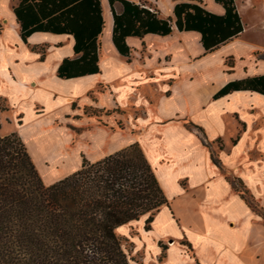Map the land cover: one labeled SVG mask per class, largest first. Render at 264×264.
<instances>
[{
	"label": "crops",
	"instance_id": "0c3cea01",
	"mask_svg": "<svg viewBox=\"0 0 264 264\" xmlns=\"http://www.w3.org/2000/svg\"><path fill=\"white\" fill-rule=\"evenodd\" d=\"M100 1L101 72L63 79L58 76L63 61L78 57L74 35L36 32L25 42L15 11L21 1L0 0L1 88L22 96L19 122L13 125L44 182L52 185L74 174L84 157L96 162L139 143L166 195L172 187L176 190V195L167 196L170 205L158 212L147 231L156 246L171 240L162 264H264V219L228 180H241L264 208V95L235 91L214 99L230 82L264 75L261 0H236L245 30L213 52L206 53L200 33L175 28L168 36L128 37L129 58L114 44L110 1ZM144 1L168 19L175 18L178 3L190 0ZM198 1L215 14H225L216 0ZM122 9L116 4L118 12ZM207 58L212 65L203 64ZM123 91L134 100L143 91L144 97L156 98L151 129L138 140L129 135L123 140L122 134L112 136L97 127L98 156L90 158L83 147L74 146L70 128L90 119L87 109L125 107L119 102ZM227 116L238 125L229 139L224 136ZM89 135L78 144H89ZM157 226L162 228L158 235Z\"/></svg>",
	"mask_w": 264,
	"mask_h": 264
},
{
	"label": "trees",
	"instance_id": "16d2710c",
	"mask_svg": "<svg viewBox=\"0 0 264 264\" xmlns=\"http://www.w3.org/2000/svg\"><path fill=\"white\" fill-rule=\"evenodd\" d=\"M15 11L25 42L36 32L71 34L77 58H67L58 76L71 79L101 72L100 42L104 20L100 0H20ZM115 27L113 41L129 58L128 37L198 32L206 53L213 52L245 30L236 0H216L224 15L200 1L180 2L175 18L164 19L147 2L109 0ZM121 4V12L116 4ZM235 91L264 95V75L227 84L214 99ZM0 126V264H131L118 230L146 218L151 231L155 216L169 199L139 143L99 161L84 157L80 170L47 185L27 145ZM218 164V160L214 158ZM251 209L263 217L264 208L243 182L228 177ZM167 250V247L164 248ZM166 255L163 254V258Z\"/></svg>",
	"mask_w": 264,
	"mask_h": 264
},
{
	"label": "rangeland",
	"instance_id": "374dc122",
	"mask_svg": "<svg viewBox=\"0 0 264 264\" xmlns=\"http://www.w3.org/2000/svg\"><path fill=\"white\" fill-rule=\"evenodd\" d=\"M255 1L258 2L259 0ZM261 13V29H264V0H261ZM261 45H264V32H261ZM1 54L2 52L0 50V59H2ZM50 55H52L53 60L56 59V57H54V52H51ZM261 58H264V53L261 54ZM202 62L205 66L212 65V62L208 61V58L203 60ZM1 84L2 81L0 79V126L2 128L1 134L8 135L12 132H17V127L13 125V123L19 122V118H17V116L19 106L21 105L20 100L22 96H18V91L12 95L7 93L6 91H3V89L1 88ZM157 92H159L158 89L156 90V93ZM140 94V97H135V101L133 98H131V96L128 95L127 92L123 91L121 100L119 102L125 107H123L122 109L120 107H116L115 111H108L105 109L104 111L99 112L91 108L87 109L86 116H89L90 119H87L88 121H85V123L81 127L71 126L70 128V130H72L75 134L74 146L83 147V149L87 151L88 156L95 159L98 156L96 154L97 145L94 141V138L99 135V129L97 127L108 130L112 136L113 132L120 133L122 134L123 140L124 137L128 135L133 136L134 140L143 138L144 135H146L151 129V110L155 107L154 102L156 101V98L153 96L144 97L147 95V93L144 91ZM13 104L15 105V107L13 106ZM95 115H101V118H97V116ZM198 116L200 117L201 115L199 114ZM225 125L226 129L224 131V136L225 138L229 139L231 136H234V134H236L238 125L231 119L230 116H227ZM87 134H90V139H87V142H89V144H78L80 141H84L83 136H86ZM174 195H176V190L175 187H172L169 190V194L167 196L172 197ZM256 203L257 201H255V204ZM145 221L146 218H143L140 221L125 225L118 230V234L123 239V247L129 255L131 264H162L165 259V257L163 258L162 256L163 254L166 255V250L164 248L172 245L170 243L171 240L166 239L164 241H160L156 246L152 241V235L149 234L145 229ZM161 231L162 228L160 226H157L155 234L158 235L161 233ZM175 235L178 234L175 233L172 238L177 237ZM158 247L161 248V253L159 254L157 251Z\"/></svg>",
	"mask_w": 264,
	"mask_h": 264
},
{
	"label": "built area",
	"instance_id": "2783aa9c",
	"mask_svg": "<svg viewBox=\"0 0 264 264\" xmlns=\"http://www.w3.org/2000/svg\"><path fill=\"white\" fill-rule=\"evenodd\" d=\"M152 11H155L153 8H151Z\"/></svg>",
	"mask_w": 264,
	"mask_h": 264
}]
</instances>
